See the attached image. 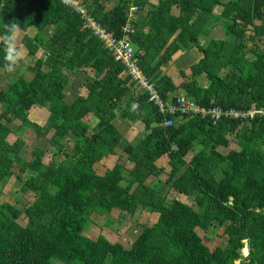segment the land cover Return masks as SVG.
Listing matches in <instances>:
<instances>
[{
  "label": "trees",
  "instance_id": "trees-1",
  "mask_svg": "<svg viewBox=\"0 0 264 264\" xmlns=\"http://www.w3.org/2000/svg\"><path fill=\"white\" fill-rule=\"evenodd\" d=\"M82 1L116 39L128 9L138 8L130 35L135 62L164 100L181 90L204 108L264 109V0H117L110 9L109 0ZM10 22L32 32L22 45L33 64L29 79L14 75L0 90V188L31 172L20 190L32 192L34 201L22 209L0 204V264H234L245 246L247 264H264V115L215 125L186 115L164 127L147 94L129 85L122 65L69 7L57 0H0V32ZM217 23L225 37L211 40ZM194 48L201 59L188 74L180 71L175 84L161 68ZM3 57L0 48V70H7ZM79 71L94 78L85 82L86 95L69 104L65 89ZM34 108L48 112L42 127L28 118ZM132 112L145 134L123 144L114 122L130 120ZM16 123L51 144L69 136L71 151L59 149L63 157L53 156L42 171L45 150L37 147L25 160L24 141L7 142ZM231 138L237 150L220 152ZM117 149L131 164L127 174L120 162L98 174L96 166L117 157ZM163 157L168 171L156 165ZM172 192L177 196L169 199ZM113 210L148 213L157 221L129 249L83 234L93 214L109 217ZM215 227L223 228L224 249L210 250L197 233Z\"/></svg>",
  "mask_w": 264,
  "mask_h": 264
},
{
  "label": "rangeland",
  "instance_id": "rangeland-1",
  "mask_svg": "<svg viewBox=\"0 0 264 264\" xmlns=\"http://www.w3.org/2000/svg\"><path fill=\"white\" fill-rule=\"evenodd\" d=\"M150 3V0H147ZM225 1V0H224ZM117 2V0H109V2L105 3L106 9H110L113 5ZM216 14L219 12V8H215L214 11ZM28 36H32L31 31H27L25 33ZM23 32L18 33L17 35V44L24 52V58L17 64L14 71L9 72L7 70H0V90L6 87V84L9 79H11L14 75L23 76L26 79L31 77V73L28 70V67L33 64V60L26 55V51L22 45V38L25 35ZM224 29L222 23H217L214 28L211 30V34L209 35V39H223ZM207 44V43H205ZM203 44V45H205ZM261 44V43H260ZM262 47V45H261ZM196 53V52H195ZM93 75L88 71H79L73 76L70 77L68 86L65 89V101L69 104L73 102L79 95H85L86 88L84 87L85 82L92 81ZM204 79H201V84L203 83ZM206 81V80H205ZM2 107L0 105V111ZM48 117V112L45 109L34 108L28 113V118L40 125L41 127L44 125L46 119ZM130 120H123L119 118L121 123H130L134 124L133 112L129 116ZM87 120L88 124L90 125L91 121L95 120L92 117H89ZM115 125V123H114ZM128 125V124H127ZM142 125V124H141ZM120 127H125L126 125H120ZM143 127V125H142ZM144 129V128H143ZM137 131V130H136ZM127 136V135H126ZM124 135V137H126ZM17 138L24 141L25 145L21 151V156L25 160H30L31 152L35 148H42L46 151L45 158L43 160V168L47 167L48 163L52 160L53 156H59L62 158V154H57L58 150L61 149L65 153H69L71 151V147L73 144V140L67 136L63 139L60 143L54 144L50 143L49 139L42 140L35 136V133L22 127H18V123L12 128V133L7 138L8 143H13ZM232 138L230 139V144L227 149L225 148H218V150L222 153H227L229 150H237V145ZM196 146V145H195ZM118 150V149H117ZM119 154L117 157H113L111 159H104L100 164L97 165L98 174H102L106 169H112L114 163L120 162L123 165V175L127 174V171L130 170L129 162L124 161L125 156L122 157L123 153L121 150H118ZM122 154V155H121ZM123 160V161H122ZM159 165H164L166 171L169 170L168 167V159L163 157L162 160L159 162ZM32 175L31 172H27L23 176L22 182L16 180L15 177H11L9 180H6L2 183L0 188V204L3 205H13L18 209H22L30 205L34 201V194L32 192L23 193L20 189L22 183L25 179ZM177 195L175 193L170 194V198H175ZM179 197V196H178ZM179 200L186 201L191 204L189 199L179 197ZM170 201V200H169ZM91 224L87 228L86 232L83 233L86 237L90 239H95L99 235L104 236L109 242L111 243H118L122 248L129 249L132 245L135 238L141 233L142 229L145 226H149L155 221H157L156 215H148V213L144 212H136L133 216H129L127 214L121 213L118 210H113L109 217L105 216H98L93 214L91 216ZM18 223L22 226L26 224V218L21 217L18 220ZM198 235L202 238L204 244H206L210 250H214V248H225L227 246V239L223 235V228H211L207 233H204L200 230H197ZM246 248V247H245ZM245 250L242 249L240 251L241 260L234 262V264H247L248 258L245 254Z\"/></svg>",
  "mask_w": 264,
  "mask_h": 264
},
{
  "label": "built area",
  "instance_id": "built-area-1",
  "mask_svg": "<svg viewBox=\"0 0 264 264\" xmlns=\"http://www.w3.org/2000/svg\"><path fill=\"white\" fill-rule=\"evenodd\" d=\"M64 6L71 9L83 20L84 27L91 31L92 35L100 40L105 49L120 63L123 67V75L129 79L135 90L141 93H146L148 102L154 105L158 113L163 117V126L171 127L176 123H180L182 116L190 115L200 117L202 119L209 118L215 125L223 118H249L253 119L256 116L264 115V109L252 108L247 112H242L235 109L222 110L219 107L204 108L191 101L183 92H174L168 99L164 100L158 93L154 83L150 81L136 64L134 58V48L130 40V35L134 32L132 21L138 12V8L132 5L127 11V21L122 29V36L119 39L114 38L111 33H108L93 17L89 14L88 8L82 0H57ZM172 149L176 150L175 145Z\"/></svg>",
  "mask_w": 264,
  "mask_h": 264
},
{
  "label": "crops",
  "instance_id": "crops-1",
  "mask_svg": "<svg viewBox=\"0 0 264 264\" xmlns=\"http://www.w3.org/2000/svg\"><path fill=\"white\" fill-rule=\"evenodd\" d=\"M155 2H156L155 0H150L151 4H153ZM200 44L203 45V44H205V42H200ZM201 57H202V55L195 48L190 49V50H186V51H179L172 56L171 62L167 66L162 67L161 70L164 74L169 76L175 84H179L180 83V81L178 80L179 72L185 71L186 74H188V68L191 65L197 63L201 59ZM201 79H204V76H199L197 78V81H198L200 86H204L206 84V81L204 80L203 83L201 84ZM177 92H183V91L178 90ZM85 95H86V91H85ZM85 95H79V96H85ZM89 117H92V116H89ZM88 120H90V119H88ZM121 121L119 118H117L114 123H115L117 130L122 134V143L123 144H136L139 140H141L143 138V135L145 133H144V129H143L140 122H135L134 124H130V123H124V122L121 123ZM95 124H96V120L91 121L90 127H94ZM120 125L121 126L126 125V128L120 127ZM124 135L125 136L127 135V136L124 137ZM161 160L162 159H160V160H158V162H156V165L159 168L161 166L165 167L164 165H159V162ZM96 169H97V166H96ZM163 169L166 171L165 168H163Z\"/></svg>",
  "mask_w": 264,
  "mask_h": 264
},
{
  "label": "clouds",
  "instance_id": "clouds-1",
  "mask_svg": "<svg viewBox=\"0 0 264 264\" xmlns=\"http://www.w3.org/2000/svg\"><path fill=\"white\" fill-rule=\"evenodd\" d=\"M22 30L23 29L20 28L19 24L16 22H10L5 23L4 30L0 32V48H2L4 52V67L9 72L14 71L17 64L24 58V52L17 44V35ZM245 247L248 255V247Z\"/></svg>",
  "mask_w": 264,
  "mask_h": 264
},
{
  "label": "bare ground",
  "instance_id": "bare-ground-1",
  "mask_svg": "<svg viewBox=\"0 0 264 264\" xmlns=\"http://www.w3.org/2000/svg\"><path fill=\"white\" fill-rule=\"evenodd\" d=\"M243 249H244V250H245V252L247 253V249H246V248H243ZM246 253H245V254H242V255H244V256H245V255H246Z\"/></svg>",
  "mask_w": 264,
  "mask_h": 264
}]
</instances>
